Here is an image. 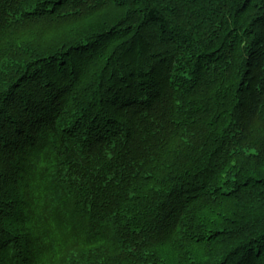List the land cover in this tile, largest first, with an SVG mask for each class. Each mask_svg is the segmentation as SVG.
Listing matches in <instances>:
<instances>
[{"label": "trees", "instance_id": "1", "mask_svg": "<svg viewBox=\"0 0 264 264\" xmlns=\"http://www.w3.org/2000/svg\"><path fill=\"white\" fill-rule=\"evenodd\" d=\"M0 264H264V0H0Z\"/></svg>", "mask_w": 264, "mask_h": 264}]
</instances>
